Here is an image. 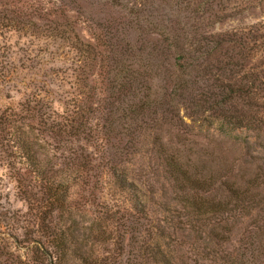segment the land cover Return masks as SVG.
Listing matches in <instances>:
<instances>
[{"label":"trees","instance_id":"1","mask_svg":"<svg viewBox=\"0 0 264 264\" xmlns=\"http://www.w3.org/2000/svg\"><path fill=\"white\" fill-rule=\"evenodd\" d=\"M95 1L119 15L98 21L82 6ZM128 2L0 0V160L28 206L23 224L0 220V264H264V164L217 198L220 174L199 163L185 119L264 134V22L217 31L219 3L205 0L198 25H146ZM133 27L156 40L138 44ZM143 145L175 193L162 218L134 171ZM109 188L130 209L108 202ZM233 211L254 217L236 245ZM206 239L230 248L200 251Z\"/></svg>","mask_w":264,"mask_h":264},{"label":"rangeland","instance_id":"2","mask_svg":"<svg viewBox=\"0 0 264 264\" xmlns=\"http://www.w3.org/2000/svg\"><path fill=\"white\" fill-rule=\"evenodd\" d=\"M205 0H129L127 8L134 7L138 11V17L141 24H148L146 18L160 22L161 19L177 20V26H184L189 19L197 22L202 20V7ZM207 1V0H206ZM214 9L217 10V17H212L211 22H215V30L231 31L232 29L248 30L259 26L264 22V0H215ZM104 2L95 1L92 5L82 4L87 14H91L98 21L104 22V18L116 17L118 8L103 4ZM125 9V8H124ZM219 9V10H218ZM127 12V10H125ZM187 15V16H186ZM168 22V21H167ZM115 26V24H114ZM145 26V25H144ZM140 27V25H139ZM113 30V27L110 29ZM129 36L138 44L148 42L152 44L156 40L154 34L141 33L137 29L129 28ZM17 39L10 41L14 43ZM0 42L2 39L0 38ZM262 59V57H261ZM16 100L21 96L13 93ZM190 112L189 109H181L182 114ZM187 114V113H186ZM206 118V117H205ZM188 123H191L197 134L193 138L202 143L195 146L200 150L199 163L202 164L201 158L205 160L204 169L211 171L215 177H219L212 186V194L217 198L225 199L227 191L225 184L232 182L242 183L247 175L253 171L257 164H264V134H258L246 128L228 124L223 121L207 117L201 121H191L190 117L185 116ZM194 147V148H195ZM147 146H141V154L136 157L134 171L148 179V183L155 192L149 194L152 199L150 208L154 217L162 218L164 207L176 206L173 201L175 193L172 186L164 177V172L158 164V160L146 151ZM226 174V177L223 176ZM228 176V177H227ZM225 182V184H224ZM231 182V183H230ZM77 187L73 188L72 198H77ZM106 189L104 194L106 195ZM106 198L108 202H116L122 207H131L129 200L124 194H119L115 189L107 190ZM110 198V199H109ZM113 200V201H112ZM28 206L26 201L19 195L15 179L11 175L10 169L5 164V160H0V220L4 223L11 217H16L20 224H23V215L27 213ZM253 210L252 212H254ZM154 212V213H153ZM243 212V211H241ZM80 214V215H79ZM76 217L80 221V226L89 224L92 215L82 212ZM253 215V213H252ZM252 215H244L239 211L230 213L229 227L232 228L231 242L236 245L242 234L249 228L254 221ZM28 218V217H27ZM5 220V221H3ZM83 224V225H82ZM20 233V229L17 230ZM169 231V230H168ZM171 232V231H170ZM180 238V235H178ZM200 251H220L222 247L230 248V244H219L215 241L206 239L204 244H199ZM205 245V248H204ZM207 246V247H206ZM187 248H183L182 254H189Z\"/></svg>","mask_w":264,"mask_h":264}]
</instances>
